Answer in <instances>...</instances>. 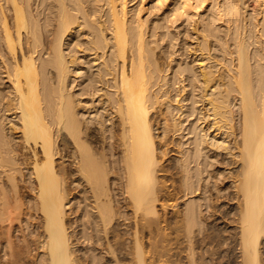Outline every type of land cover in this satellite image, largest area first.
I'll return each mask as SVG.
<instances>
[{
  "label": "bare ground",
  "instance_id": "6f19581e",
  "mask_svg": "<svg viewBox=\"0 0 264 264\" xmlns=\"http://www.w3.org/2000/svg\"><path fill=\"white\" fill-rule=\"evenodd\" d=\"M53 1L43 24L31 0H0L11 57H0V264H264V49L253 65L247 21L230 69L179 67L204 92L194 148L175 150L184 106L153 91L167 77L143 15L107 0L110 28L87 21L91 50H105L94 70L65 50L78 20L70 0ZM200 189L206 211L189 197Z\"/></svg>",
  "mask_w": 264,
  "mask_h": 264
},
{
  "label": "rangeland",
  "instance_id": "374dc122",
  "mask_svg": "<svg viewBox=\"0 0 264 264\" xmlns=\"http://www.w3.org/2000/svg\"><path fill=\"white\" fill-rule=\"evenodd\" d=\"M126 2L132 16L141 13L148 22L147 43L155 61L163 70L162 75L167 77L162 83H159V80H154L152 84L153 91L159 94L163 90H168L173 105L184 106L183 111H175L177 114L176 119L180 118L183 125L181 126L182 130L174 136L176 142H181V145L174 146V149H193L196 137L191 131L197 118V112L193 113V110L203 106V102L200 101L194 105L193 101L201 100L204 88L201 83L189 79L188 75L187 81L182 83L176 73L179 67L189 68L194 72L199 71L200 65H222L230 69L231 59L234 60L236 56L234 53L236 50L235 41L236 38L245 35L246 21L248 29V33H246L247 46L251 54L252 64L256 65L257 55L262 48L264 49V38L259 37V30H262L264 25V0H126ZM70 6L72 10L75 9L78 20L73 25L74 35L65 44V50L71 52L72 56L85 58L89 65L94 66V70H103L105 50L99 49L98 52L91 50V31L90 27L86 25L88 21L91 26L98 28L99 23L102 21L107 24V28H110L107 0H70ZM6 11L8 15H11L8 10ZM30 11L34 18L45 24L55 15L54 1L31 0ZM237 11L239 12L238 15L236 14ZM80 23L82 25L78 27ZM57 25L58 21L53 20L52 25L49 27L54 31L53 34L49 33L47 28H44L47 40L54 38ZM27 49L28 46L25 45V50ZM106 51H108V48ZM98 55L100 58L95 61ZM110 55L111 50L108 52V59ZM39 56L46 58L47 54L42 52ZM0 57H4L5 60L11 62V57L7 53L1 37ZM76 68L78 66H74L73 70H76ZM1 73L0 66V91L2 89L4 93L3 90L5 92L9 90V84ZM2 76H4V79H2ZM107 78L111 79L113 76ZM83 79L79 75V83L83 82ZM101 86L103 90L99 94H104L107 88L105 84ZM184 86H187L186 89H184ZM7 92L9 93V91ZM3 93L0 94L1 97ZM83 98L91 99L87 96ZM97 98L98 96H96ZM178 101H181L180 104H178ZM0 109H2L1 106ZM155 112L156 109L152 111V114ZM176 153L171 154L177 156H175V161H179L182 154ZM220 157H225L223 152H221ZM208 180L209 178L205 176V184ZM202 182L204 183V181ZM209 187H212V184L209 183ZM189 197L205 204L203 210L206 211V193L204 191L200 189ZM188 198L179 201L182 209L185 208L183 202ZM17 234L20 233L16 231L15 235ZM202 236L203 234H199V238ZM1 255L5 259L4 251ZM182 255L185 256V254Z\"/></svg>",
  "mask_w": 264,
  "mask_h": 264
}]
</instances>
